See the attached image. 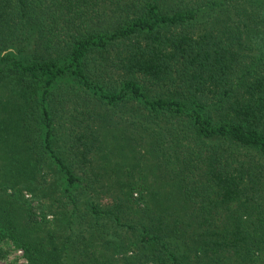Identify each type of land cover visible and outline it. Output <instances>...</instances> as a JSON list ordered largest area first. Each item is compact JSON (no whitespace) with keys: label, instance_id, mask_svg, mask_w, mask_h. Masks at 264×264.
Segmentation results:
<instances>
[{"label":"trees","instance_id":"1","mask_svg":"<svg viewBox=\"0 0 264 264\" xmlns=\"http://www.w3.org/2000/svg\"><path fill=\"white\" fill-rule=\"evenodd\" d=\"M9 241L27 264H264V0H0Z\"/></svg>","mask_w":264,"mask_h":264},{"label":"rangeland","instance_id":"2","mask_svg":"<svg viewBox=\"0 0 264 264\" xmlns=\"http://www.w3.org/2000/svg\"><path fill=\"white\" fill-rule=\"evenodd\" d=\"M17 95V94H16ZM18 96V95H17ZM67 110H72V107H70ZM59 118L60 115L63 117V119L66 118V114L62 113L61 111L58 112ZM69 116V113L67 114ZM67 126L69 127V122L66 121ZM112 142H117L113 140ZM104 152V151H103ZM101 154V156H104L108 162H120L124 163V161L127 162H132L133 159L131 158V154L129 153L128 147L124 148L122 150V153H117L116 154H109L108 156L105 155V153ZM100 153V152H99ZM142 152H137L136 155H140ZM129 164V163H128ZM149 166H145L144 168L141 169V167L138 169L139 172H141L144 175L148 174V171L151 169L148 168ZM124 172L126 169H122ZM53 170H50V165L45 166V173L46 176L48 177L49 181L53 176ZM24 188V189H23ZM22 189V194L26 202L29 204L30 208V214H31V219L33 221H36L37 223L44 224L47 222V225H51L56 221V219L60 216L61 212V207L59 206V203L57 202H52L53 200L51 198H47L45 196H40L37 192H33L31 190L25 189L23 187ZM11 191V190H9ZM91 193L93 192L86 191L82 194V199L88 198V200H91ZM38 194V195H36ZM140 194L138 191H135L134 197L139 198ZM142 206V205H141ZM3 246V249H7L6 252H4V255H0V264H27L28 259L24 254L23 249H19L13 244L11 241L9 242H0V247Z\"/></svg>","mask_w":264,"mask_h":264}]
</instances>
